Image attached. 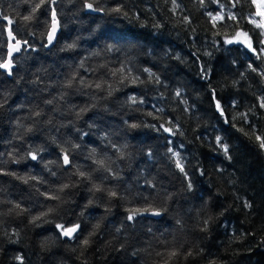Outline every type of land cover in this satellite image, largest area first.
I'll return each instance as SVG.
<instances>
[{
    "label": "trees",
    "instance_id": "trees-1",
    "mask_svg": "<svg viewBox=\"0 0 264 264\" xmlns=\"http://www.w3.org/2000/svg\"><path fill=\"white\" fill-rule=\"evenodd\" d=\"M86 2L91 0H56L50 5L61 22L57 42L77 45L57 55L48 53L47 47L52 13H44L49 5L33 12V4H41V0H0V56L7 59L9 28L15 40L31 45L15 58L11 74L0 69V264H164L172 249L181 255L167 259L170 264H201L200 256L182 258L185 250L199 249H203V259L215 264H264V149L254 137L238 131L243 128L251 134L254 129L256 135H264V109L256 107L255 115L249 112L258 104V97L264 96V78L259 75L264 67L256 72L248 68L249 64L264 65V60L256 59L242 45L214 43L223 40L216 35L218 31L231 35L237 27L227 19L228 11L238 16L242 12L244 19L238 27L249 33L255 47L256 33L261 30L254 29L247 18L256 6L241 0L230 8L221 0L225 7L218 9L215 3L201 7L198 0H177L181 7L173 12L171 3L164 0H100L105 8L122 7L148 21V28H140L138 22L129 25L120 14L93 12L84 6ZM218 11L224 12L225 20L213 26L207 13L216 15ZM29 15L33 19L25 21ZM185 16L190 24L183 22ZM90 20L114 21L149 34L157 31L151 25L158 21L163 25L159 35L166 47L148 59L135 45L121 46L114 54L106 53L101 45L86 46L75 37L77 28ZM81 61L85 62L83 68ZM104 64L130 71L150 67L161 83L128 87L111 97L81 83L69 86L73 79L91 82L96 78L94 71L97 76L104 74L108 71ZM202 68L210 69L208 79ZM176 89L182 92L179 98ZM130 94L143 97L145 103L138 107L144 112H157L173 121L183 135L173 137L150 129L125 135L120 119L125 113L129 120L161 124L160 119L131 112L123 103ZM215 100L220 101L229 123L215 109ZM92 105L95 107L82 118L78 116L80 108ZM242 112L249 113L247 121L240 118ZM233 116L237 117L234 122ZM217 135L227 141L231 160L214 150L219 148L214 142ZM72 144H80V148H72ZM112 144L128 146L124 158L117 159ZM169 147L180 152L187 177L176 168ZM37 149L40 159L33 161L27 153ZM92 149H96L94 154ZM149 151L152 157L146 155ZM65 153L71 166L62 164ZM106 157L111 158L106 163L119 178L95 163ZM77 168L92 180H82ZM189 180L191 189L186 187ZM93 183L117 190L118 197L89 191ZM64 184L69 187L59 193V200L43 195ZM244 201L253 207H244ZM146 202L157 208L166 203L167 211H162L159 220L148 213L134 222L125 219L128 208H142ZM56 205L59 207L43 218L49 222H32V217ZM221 212L224 214L219 215ZM208 217L212 220L208 231H203ZM161 219L167 222L160 223ZM56 223L65 227L79 223L81 230L65 239L57 234ZM97 224L100 227L94 228ZM86 238L90 244L85 247L81 242ZM138 249L146 251L133 256Z\"/></svg>",
    "mask_w": 264,
    "mask_h": 264
},
{
    "label": "snow or ice",
    "instance_id": "snow-or-ice-1",
    "mask_svg": "<svg viewBox=\"0 0 264 264\" xmlns=\"http://www.w3.org/2000/svg\"><path fill=\"white\" fill-rule=\"evenodd\" d=\"M55 2H56V0H41V4H35L34 3L33 6H32V10L34 12L37 8H39L41 6L49 5V6L45 7V13H44V14H47L49 12L52 13V18H53L51 31L47 35V43L48 44H51L52 41L55 39V34H56V31H57V29L59 27V21L55 19V12L50 7V5L54 4ZM103 2L106 3L107 0H103ZM164 2L166 4L167 3H171L173 12H176L181 7V3L177 2V0H164ZM198 3H199V5L201 7H206V4L215 3V4H217L218 9H224L225 3H228L230 8H235V7H237L238 4L241 3V0H225V3H222L221 0H198ZM244 3H247L250 6L251 5H255L256 6V11L253 14H250L249 17L247 18V22L252 24V25H254V29H260L261 30L260 32L256 33V36H257L256 42H255L256 46L255 47L253 46V42H252L251 37L249 36V33L244 31L243 29H240L238 27L240 21L244 19L243 15H242V12L238 16L237 14H235V13H233L231 11H228L227 19L230 20V21L236 22V26L237 27L234 29V31H233V33L231 35H229L227 33H224V32H219L218 31L216 33V35L222 36L223 40L222 41H216L214 43H223V44H226V45H233V44L242 45L246 49L250 50L253 54H255L256 59L264 60V39L261 38V37H264V0H244ZM84 6L87 9H89V10H91L93 12H97V13H101V12L117 13V14H120V15L125 16V17H127L129 15V12L125 11L122 7H116V8H105V7H103L101 5V3H100V0H91V2H86L84 4ZM132 14L135 15L136 18L139 20L140 17L136 13H132ZM207 15L209 16L213 26H215L217 23L223 22L225 20V14H224L223 11H218L216 15H213L211 12H209V13H207ZM255 16H259L261 19L260 20H256L254 18ZM23 19L25 21H29V20L33 19V17L31 15H29V16H25ZM183 22L184 23H188V24L191 23L189 18L186 17V16L183 17ZM228 26L229 25H227V24L223 25V27H228ZM2 27L3 26L0 25V29H2ZM162 27H163V25L160 22H158V21H154L153 22V28L154 29L158 30V29H161ZM8 34H9L10 37H12L11 30L9 31ZM25 46L31 47V45L28 43V41H26V40H23V41L17 40L16 44L13 45L11 51L20 52L22 50V48L25 47ZM74 46H75V43H73L72 45H68V47H74ZM225 50L227 51L228 49H225ZM116 51H120V49H116ZM98 54L99 53H93V55H98ZM148 54L151 55L150 52ZM207 54L211 55V53H207ZM176 58L180 59L178 56ZM0 60H4V62H0V69H3L8 74H11L12 73V66H13L12 57L9 56L5 60L4 57L0 56ZM259 67H264V65H257L255 67L253 66V64H249L248 65V68L251 69L252 72H256L257 68H259ZM122 71H124V70L122 69ZM141 71H142V74H145L144 75V79L145 80H152V81H155L156 83H159V84L161 83L160 77H159V75L156 72H152L149 69H142ZM201 71L204 73V78L208 79V72H210V69L206 70V69L202 68ZM259 75L262 78H264V71L259 72ZM131 79H132V82L135 83V78L132 77ZM81 83H83V81H81ZM235 83H236V81H233V84H235ZM71 84H72V81L70 80L69 81V86H71ZM97 87H99V85ZM109 91H111V89H109ZM211 95H212L213 99H215V91L214 90L211 93ZM253 95H255V93ZM175 96L178 97V98L181 97L182 96V92L179 89H176L175 90ZM130 99H132L134 101L135 98L134 97H130ZM183 102L185 104L187 103V101H183ZM48 103L51 104L52 101H48ZM234 104H235V101L232 102V105H230V107L234 106ZM2 107H3V105L0 104V108H2ZM214 107L219 112L220 116L224 117V123H229L228 118L224 116V109L221 106V103H220L219 100H215ZM256 107L264 109V96L258 97V104L253 106V107H250L249 108V112H251L253 115H255L256 114L255 113V108ZM248 114H249L248 112H242V113H239V116L243 120L247 121L248 120ZM36 115L39 116L40 113L37 112ZM148 115L152 116L154 119H157V120L160 119V117L157 114V112H149ZM236 119H237L236 116L232 117V121L233 122ZM173 120H175V117L173 118ZM165 124H167L168 126L165 127ZM131 127H136V125L133 124V125H131ZM155 127L157 128L158 131L162 130L163 132L168 133L169 136H173L174 137V136H177V135H183L182 132H178L177 131L176 124L173 123V121H167L166 120L164 123H161L159 125V127H157L156 125H155ZM28 131H32V129H28ZM238 131L243 132L244 135H246V136L251 135L252 137H254L255 141L258 142L259 147L264 149V135H256L254 129L252 130L251 134L249 132H244L243 128L238 129ZM214 142H215L216 145L219 146L218 149H214V150L221 151L224 154L226 159L231 160L232 156L229 155L230 148H229V145H228L227 141L222 136L217 135L214 138ZM111 147L117 148V145L112 144ZM127 147L128 146L125 144V145H122V146H120L118 148L120 156H118L117 159H120L121 157L125 156V149ZM180 147H183V145L181 144ZM38 151H40V149L30 150L27 153V156H30L33 161H36V160L40 159V157H38V155H37ZM95 152H96V149H92V153L94 154ZM167 152L171 154L170 158L173 159V163L175 164L176 168H178L179 171L184 174V177H187L188 174L185 171L184 164L182 162L183 161V157L181 156L180 152L177 151L175 147H169L167 149ZM114 155H115V153H114ZM146 155L148 157H152L153 153L151 151H149V152L146 153ZM106 160L110 161L111 158L110 157H106L105 159H97L95 161V163L104 172L111 173L114 177H118L119 173L117 171H114L109 166V164L106 163ZM62 164L69 165V166L72 165V160L70 159V157H69V155L67 153H65L63 155ZM77 172H78L79 176L82 178V180H85V181H91L92 180V177H91L90 174H87L84 171L79 170L78 168H77ZM8 174L14 175V176L17 175L16 173H8ZM50 174L51 175H55V173L51 172V170H50ZM201 175H204V173L201 172ZM17 178L24 179L23 177H17ZM32 179H35V178L32 177ZM146 182L150 183L147 180H146ZM24 183H28V180L24 179ZM68 187H69L68 184H64L59 189L53 190V192L51 194L46 192V193H43V195H45L48 199L59 200L60 199L59 193L63 192L64 189H67ZM186 187L191 189L192 183H191L190 180L188 181ZM89 191L105 192V193H107V195H109L111 197H115V198L118 197V194H117L116 191H113L110 188H102L100 185H96L94 183H93L92 187L89 189ZM119 198L120 199H126L125 197H119ZM237 199H239V197H237ZM89 203L91 204L92 201L90 200ZM129 203H131V201H129ZM243 206L246 207V208H252L253 207V205L251 203H249L248 201H244L243 202ZM58 207H59V205H56L55 207H49L46 212H41V214L39 216L32 217V222L35 223L36 221H41V220L44 223L49 222L48 220L43 219V218L47 217L50 213L54 212L55 208H58ZM16 208L19 209L20 205L17 204ZM24 211H28V210H24ZM127 212H128V215L125 217V219L127 221H133V222L136 220L137 216L143 215L145 213L151 214L153 216H161L162 215L161 208H157V207L153 206V204L150 203V202H146V206H144L142 208H140V207H130V208L127 209ZM223 214H224L223 212L219 213V215H223ZM81 215H83V213H81ZM211 220H212V217H208L207 219H205L203 221V224L205 225V227L203 228V231H208L207 225L210 224ZM55 227H56V229L59 230L58 233H57L58 235H63V236L68 237V238H72L73 235L77 231L81 230V225L79 223H74V224H72L69 227H65L64 224L56 223ZM99 227H100L99 224L94 226V228H99ZM93 234H94V232L93 233H89V236H91ZM76 239L79 240V237H76ZM81 243H82L83 246L86 247V246H88L90 244V239L86 238ZM133 254L135 255L136 253H133ZM192 254H193L192 252H189V251L185 250V257L186 258H187V256H191ZM158 255H163V254L158 253ZM179 255H181V252L178 249H172V250H170L167 253V256L169 258H175V257H177ZM165 264H170V261L166 260ZM211 264H215V262H211Z\"/></svg>",
    "mask_w": 264,
    "mask_h": 264
},
{
    "label": "clouds",
    "instance_id": "clouds-1",
    "mask_svg": "<svg viewBox=\"0 0 264 264\" xmlns=\"http://www.w3.org/2000/svg\"><path fill=\"white\" fill-rule=\"evenodd\" d=\"M148 11H150V9ZM132 13L129 14L127 17L123 16L129 25H133L135 22H138L140 28L149 27L148 21L141 20L140 18L138 20L136 16L133 15ZM151 27H153V24L151 25ZM159 30L160 29H158L156 32H151V34H149L148 32L137 31L135 28L132 27L117 25L115 24L114 21L113 22L96 21L95 23H93L90 20L86 25L77 28V35L75 39L81 40L82 43L86 46L101 45L103 46L106 53H113V54L119 52L116 51V49L121 50V46L127 47L129 45H135L138 48L139 52L143 53L146 58L152 59L153 54L157 52L159 48L166 47V43L163 42V37L159 35ZM40 36L43 37L44 33H40ZM72 44L73 43H68L66 45H63L57 42L54 47L48 49V53H56L58 55L60 51L75 49L77 47L76 44L74 47H68V45H72ZM149 52L151 53V55L148 54ZM79 66L83 68L85 66V62L81 61ZM103 67L108 69V71L100 76H97L96 71H94L93 76L96 78L93 79L91 82H89L87 79H82L79 81L73 79L72 83H81V81H83V83L81 84H83L87 88L94 89L97 92L106 91L108 97H111L115 94V92L123 91L128 87H132V86L140 87V86L148 85L149 83L159 84L156 83L155 81L144 79L141 70L149 69L150 71L154 72L153 69L150 67L141 66L138 71H130L127 69V67H125L123 69L124 71H122L120 67H110L109 64H104ZM132 77L135 78V83L132 82L131 79ZM98 85L99 87H97ZM109 89H111V91H109ZM130 97H134L135 98L134 101L130 99ZM123 103L131 112L142 113V115L145 117L149 116L148 115L149 112H144V109L142 107H138L139 105H143L145 103V100L140 95L130 94L127 97V99L123 101ZM90 107H95V105L85 106L80 108L78 116L82 118V115L87 113L90 110ZM163 111H164L163 108L159 109V112L162 113ZM127 115L128 113H125L120 117V119L122 120V128L125 135L133 134L136 131L143 132L144 129L158 131L155 125L148 123L146 119L129 120L127 119ZM160 121L161 123H164L166 119L163 116H160ZM133 124L136 125V127H131V125ZM144 135H147V133H144ZM72 148L79 149L80 144H72ZM117 152H118V156H120L118 148H117ZM122 158L124 157H121L120 159ZM113 163H115V161H113ZM117 178H119V176ZM112 190L116 191L117 194L119 195L117 190L115 189ZM109 197L115 198L111 196ZM159 207L161 208L162 211L165 212L167 211L166 203H161ZM109 210H111V208H109ZM159 222L166 223L167 221L161 219V221ZM117 231H119V229H117ZM145 250L146 249H138L137 251L133 252L136 254L134 255L132 253V255L136 256L138 252ZM192 253H193L192 254L193 258L197 256H200L202 258L201 264H211V261L203 259V249H199L198 251H193ZM156 255H158V253H156ZM182 258L186 259L185 255H183ZM167 259H169V257H166L165 261Z\"/></svg>",
    "mask_w": 264,
    "mask_h": 264
},
{
    "label": "water",
    "instance_id": "water-1",
    "mask_svg": "<svg viewBox=\"0 0 264 264\" xmlns=\"http://www.w3.org/2000/svg\"><path fill=\"white\" fill-rule=\"evenodd\" d=\"M55 19L58 20V19H57V16H56V12H55ZM58 21H59V20H58ZM9 31H10V30H9ZM9 31H8V33H9ZM60 32H61V26H60V21H59V27H58V29H57V31H56L55 39L52 41L51 44H48V48H52V47L55 46V44H56V42H57V40H58V37H59V35H60ZM8 35H9V34H8ZM13 37H14L13 34H12V37L8 36V38H9V45H8V56H7V58H8L9 56H11L12 59H14L15 57H17V56L21 53V51H22V50H21L20 52H13V51H11L13 45L16 44V41H14V38H13ZM22 49H23V48H22ZM14 68H15V63H14V61H13L12 70H13ZM4 71H5V70H4ZM149 217H150V218H153V219H156V220H159V219L162 217V215H161V216H153V215L149 214ZM77 233H78V231L73 235V237H74ZM73 237H72V238H73ZM64 238H65V239H71V238H68V237H65V236H64Z\"/></svg>",
    "mask_w": 264,
    "mask_h": 264
},
{
    "label": "rangeland",
    "instance_id": "rangeland-1",
    "mask_svg": "<svg viewBox=\"0 0 264 264\" xmlns=\"http://www.w3.org/2000/svg\"><path fill=\"white\" fill-rule=\"evenodd\" d=\"M56 16H57V13H56ZM57 19L59 20L58 16H57ZM260 19L261 18L259 16H256V20H260ZM52 22H53V18H52ZM52 22H51V26H52ZM51 26H50L49 32L51 31Z\"/></svg>",
    "mask_w": 264,
    "mask_h": 264
},
{
    "label": "bare ground",
    "instance_id": "bare-ground-1",
    "mask_svg": "<svg viewBox=\"0 0 264 264\" xmlns=\"http://www.w3.org/2000/svg\"><path fill=\"white\" fill-rule=\"evenodd\" d=\"M64 238V237H63Z\"/></svg>",
    "mask_w": 264,
    "mask_h": 264
}]
</instances>
